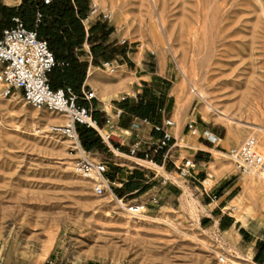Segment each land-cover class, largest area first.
Masks as SVG:
<instances>
[{
    "label": "rangeland",
    "instance_id": "1",
    "mask_svg": "<svg viewBox=\"0 0 264 264\" xmlns=\"http://www.w3.org/2000/svg\"><path fill=\"white\" fill-rule=\"evenodd\" d=\"M100 2L147 68L165 76L155 75L160 89L184 81L172 103L188 106L201 136L226 133L237 139L234 146L254 136L264 153V0ZM195 85L225 115L203 112L198 96L188 98ZM57 117L21 94L0 98V264H219L221 254L253 264L240 251L244 242L204 222L208 211L195 192L162 197L138 218L111 190L97 195L93 182L74 171L80 152L50 130L62 122ZM223 152L214 153L233 179H243L235 215L261 233L264 193L257 184L264 180L237 172ZM91 157L104 161L100 151Z\"/></svg>",
    "mask_w": 264,
    "mask_h": 264
},
{
    "label": "crops",
    "instance_id": "2",
    "mask_svg": "<svg viewBox=\"0 0 264 264\" xmlns=\"http://www.w3.org/2000/svg\"><path fill=\"white\" fill-rule=\"evenodd\" d=\"M22 1L0 0V6L17 7ZM85 2L88 8L81 19L85 30L83 41L73 44L71 65L61 61L50 79L57 88L70 86L79 95L84 90L95 91V98L81 99L79 103L92 110L100 136L110 135V139L103 142V148L94 149L101 152L106 163L104 176L110 185L108 190L130 201H144L152 195L175 198L182 192H195L201 207L208 211L204 222H215L222 233L235 235L241 244H245L240 246L241 253L253 264H260L255 257L263 250L264 230L260 233L249 229L246 223L250 220L243 222L235 215L237 189L243 179H233L232 175L236 174H232L227 164L214 153L226 151L238 141L226 133L221 137L214 131L209 133L214 138L190 134L187 123L197 121L192 118L188 106L172 103L176 96L173 90L166 92L155 83V75L165 76L147 68L140 59V52L115 28L111 18L96 14L101 9L93 14V0ZM7 27L10 26L4 24L0 15V35ZM63 29L74 32L72 24L64 23L59 28L62 34ZM63 40L68 42L65 34ZM106 62L115 68L112 72L104 68ZM84 63L85 67L82 66ZM147 103L150 111L146 116L133 113L138 104ZM119 110H122L120 115ZM167 118H171L174 125L157 129L156 126L162 125ZM165 130L172 138L166 148L156 151L158 139ZM134 146L137 150L133 153ZM186 160L195 163V176L180 174ZM163 180L165 184L161 183ZM260 257L264 264V256ZM85 264L96 263L89 260Z\"/></svg>",
    "mask_w": 264,
    "mask_h": 264
},
{
    "label": "built area",
    "instance_id": "3",
    "mask_svg": "<svg viewBox=\"0 0 264 264\" xmlns=\"http://www.w3.org/2000/svg\"><path fill=\"white\" fill-rule=\"evenodd\" d=\"M50 0H46L49 3ZM96 6L92 4V10ZM103 14L110 19L111 16L103 11L96 13ZM42 15L37 14V20ZM13 25L2 30L0 35V98H7L18 92L24 100L37 109H47L53 114L62 118V122L50 125V130L56 134L66 137L71 142V149L80 152L75 159L74 171L93 182V190L97 195L104 194L110 187L105 178L106 163L103 160H96L92 151H86L79 139L78 125H85L99 130L98 122L92 116V110L79 103V100H91L96 97L94 90H84L77 94L72 87L54 88L51 84L50 74L53 68L58 65L54 53L49 47L48 41L38 36L36 29H29L20 17H14ZM104 68L111 72L115 69L110 62L104 64ZM122 110H119V115ZM108 121V120H107ZM173 126L171 118L165 119L163 126ZM186 129L192 135H198L199 129L195 121H190ZM164 130V129H163ZM103 142L110 139L109 134L102 135ZM172 135L164 131L158 139L156 151L166 148ZM137 146L132 148L134 153ZM224 154L233 163L237 172L241 174H256L264 180V153L259 150V144L254 136L247 137L240 145L230 147ZM195 163L186 160L180 168L182 176H195ZM165 184L166 181L161 182ZM121 207L134 218L146 216L149 206H159L161 199L152 195L144 201H130L124 197L115 196ZM219 264H236L234 260L225 254L218 257Z\"/></svg>",
    "mask_w": 264,
    "mask_h": 264
},
{
    "label": "trees",
    "instance_id": "4",
    "mask_svg": "<svg viewBox=\"0 0 264 264\" xmlns=\"http://www.w3.org/2000/svg\"><path fill=\"white\" fill-rule=\"evenodd\" d=\"M87 8L88 4L85 0H50L49 3H46V0H23L17 7L0 6V15L6 26L13 25L14 16L20 17L27 28L36 29L38 36L48 41L49 47L59 63L53 68L52 74L58 69L57 67H60L61 61L68 62V66L71 65V57L74 52L73 44L82 43L85 34L81 19L85 16ZM38 13L42 15L39 22H37ZM64 23L72 24L74 32L70 33L63 29L64 33H60L59 28ZM64 34L68 42H64ZM85 65V63L82 64L84 67ZM66 67H61V69L65 71ZM137 108V110H133V113L141 117L146 116L150 111L149 103L143 106L138 104ZM77 131L81 144L86 151L103 148L102 138L95 128L78 125ZM261 244L263 250L259 251L255 257V261L260 264L263 263V257L261 258L260 255L264 256V242Z\"/></svg>",
    "mask_w": 264,
    "mask_h": 264
},
{
    "label": "bare ground",
    "instance_id": "5",
    "mask_svg": "<svg viewBox=\"0 0 264 264\" xmlns=\"http://www.w3.org/2000/svg\"><path fill=\"white\" fill-rule=\"evenodd\" d=\"M154 2H155V0H154ZM101 4H103L102 2H100V0H93V5H95L96 6V9L94 8V11H93V14H95V12L98 10V9H100L101 7H102V5ZM153 34V36H155V32H153L152 33ZM185 76V75H184ZM185 88V83H184V81H182L181 83H179L177 86H175L174 87V89H173V92L176 94V95H178V97H180V93H181V91H183V89ZM189 95H188V98L190 97V99H192V98H195V97H199L203 102H204V104H205V107L202 109V111L203 112H215L216 114H219V115H225L219 108H217V107H215L213 104H211L210 103V101H209V96H208V93H207V91L204 89V88H202V87H200V86H198V85H195V86H193L192 87V89H191V91H190V93H188ZM180 104V99H178V106H180L179 105ZM61 117H57V118H55V119H52V120H56V121H61ZM232 128V127H231ZM264 129V128H263ZM262 129V130H263ZM237 130V129H236ZM258 130V129H257ZM256 130V131H257ZM260 131V130H259ZM264 131V130H263ZM230 132V131H229ZM231 137L232 136H236L237 135V133H234V132H230V134H229ZM253 135V134H252ZM212 138H214L212 135H210ZM229 137V136H228ZM230 138V137H229ZM234 138V137H233ZM228 139V138H227ZM232 139V138H231ZM235 139V138H234ZM263 139H264V137H263ZM237 140V139H236ZM239 140V139H238ZM235 141V140H234ZM263 142H264V140H263ZM252 182V181H251ZM250 184L248 183V186H249ZM254 185V184H253ZM257 187H258V189H260L263 193H264V184L263 185H261V184H257ZM245 194H246V192H245ZM242 196V195H241Z\"/></svg>",
    "mask_w": 264,
    "mask_h": 264
}]
</instances>
